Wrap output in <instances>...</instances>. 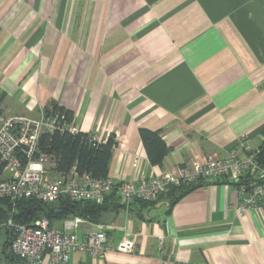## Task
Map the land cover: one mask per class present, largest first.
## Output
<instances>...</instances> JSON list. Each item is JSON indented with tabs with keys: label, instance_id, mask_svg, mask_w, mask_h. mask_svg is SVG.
<instances>
[{
	"label": "crops",
	"instance_id": "0c3cea01",
	"mask_svg": "<svg viewBox=\"0 0 264 264\" xmlns=\"http://www.w3.org/2000/svg\"><path fill=\"white\" fill-rule=\"evenodd\" d=\"M3 95L1 116L38 118L56 103L78 132L115 135L114 184L226 158L243 136L258 150L264 0H0ZM141 128L160 132L170 148L162 166L150 163ZM117 197L78 232L101 226L110 243L128 235L136 251L75 252L69 264H264V213L240 215L227 179L176 202L168 191L153 204ZM8 241L4 227L0 264H21L9 259Z\"/></svg>",
	"mask_w": 264,
	"mask_h": 264
},
{
	"label": "built area",
	"instance_id": "2783aa9c",
	"mask_svg": "<svg viewBox=\"0 0 264 264\" xmlns=\"http://www.w3.org/2000/svg\"><path fill=\"white\" fill-rule=\"evenodd\" d=\"M78 131L59 113L47 115L41 112L38 118L24 115L0 116V156L5 163L6 177L0 181V198L11 201L13 207L23 199H34L44 204H56L68 198L73 202L91 201L102 204L114 190L122 201L141 200L155 202L171 185L206 183L227 179L236 185L239 203L237 212L264 213V163L259 150H253L243 136L237 142L245 152L240 157L236 149L226 158L211 156L203 161H194L171 175L147 178L141 176L137 185L114 184L108 179H93L90 175H69L51 177L45 164L48 157L39 154L38 142L42 133L56 131ZM96 139L98 142L107 141ZM137 165V163H136ZM86 223L81 217L63 221L61 229L54 227L43 217L29 225H17L9 220L7 225L14 231L11 252L21 264H43L49 258L50 264H69L71 255L82 252L93 258H105L109 251L134 253L136 242L125 235L114 245L108 241L105 230L100 226L84 234L78 232ZM5 225H0V230Z\"/></svg>",
	"mask_w": 264,
	"mask_h": 264
},
{
	"label": "trees",
	"instance_id": "16d2710c",
	"mask_svg": "<svg viewBox=\"0 0 264 264\" xmlns=\"http://www.w3.org/2000/svg\"><path fill=\"white\" fill-rule=\"evenodd\" d=\"M3 98L4 95L0 97V104ZM44 112L47 115L59 113L66 120L68 119L66 110L56 103H52ZM262 134L264 136V131ZM140 135L150 163L155 166H162L170 152V148L161 137L160 132L141 128ZM116 146L115 135H111L107 141L98 142L91 134L84 132L73 133L68 130L54 133L45 132L39 138V154L36 158L40 154L48 157L45 166L51 177L52 175H69L71 172H76L80 176L90 175L93 179H108L109 165ZM258 150L260 152V160L264 163V141ZM5 177V163L0 156V181ZM204 185L205 183L171 185L166 191L171 194L174 198L173 201L176 202L184 195ZM117 199L116 189L106 197L102 204H96L91 201L73 202L66 198L61 200L59 207H56L55 204H44L34 199H23L18 201L13 207L10 200L0 198V225H5L4 227L7 228L9 233L7 244L10 249L9 259H17L11 252L10 245L11 240L14 238V231L7 225L9 220H12L17 225H29L45 217L51 224H54L56 221L81 217L87 222L98 224L102 215L108 209L110 200L114 203ZM138 201L145 204L157 202Z\"/></svg>",
	"mask_w": 264,
	"mask_h": 264
},
{
	"label": "water",
	"instance_id": "95a60500",
	"mask_svg": "<svg viewBox=\"0 0 264 264\" xmlns=\"http://www.w3.org/2000/svg\"><path fill=\"white\" fill-rule=\"evenodd\" d=\"M55 206H56V207H59V203H56Z\"/></svg>",
	"mask_w": 264,
	"mask_h": 264
},
{
	"label": "rangeland",
	"instance_id": "374dc122",
	"mask_svg": "<svg viewBox=\"0 0 264 264\" xmlns=\"http://www.w3.org/2000/svg\"><path fill=\"white\" fill-rule=\"evenodd\" d=\"M44 112V111H43ZM58 225H60V224H57V225H55V226H58Z\"/></svg>",
	"mask_w": 264,
	"mask_h": 264
}]
</instances>
